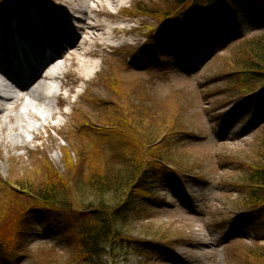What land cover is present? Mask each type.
<instances>
[{
    "label": "rangeland",
    "instance_id": "1",
    "mask_svg": "<svg viewBox=\"0 0 264 264\" xmlns=\"http://www.w3.org/2000/svg\"><path fill=\"white\" fill-rule=\"evenodd\" d=\"M2 1L0 23L17 14ZM82 1V8L87 2L92 5L90 0ZM135 1L125 0L123 7L112 8L109 15L102 16L101 21L108 20L107 23L125 31L115 34L118 41L111 48L115 52L106 48L100 56L91 60L96 64L97 71L91 77V82L75 83V72L79 68L72 64L71 58H67L61 82L53 83V90L61 93L68 103L62 107L63 99L58 101L50 97L46 101L48 108L41 113L44 120L55 115V119H50V122L61 128L63 136L59 135L57 128L47 129L41 122L32 119H28V130H24L27 145L14 136L8 137V140L1 136L0 182L14 184L13 189L20 188L16 186L17 181L34 177L38 164L45 161L63 172L68 152L73 153L77 148L88 149L91 139L83 130L79 132L76 129L74 114L80 110V117L86 119L81 113L84 111L94 121L107 114L110 107L101 108L87 101L89 96L105 101L114 97L102 83V77L107 74L112 80L124 83L125 89L127 85L132 88L129 101H133L134 106L143 107L144 103L153 105L149 111H140L142 115L146 114L145 119L151 118L156 122L166 119L175 123L168 125V128L176 125L188 133L187 137L182 135L178 139L173 138L172 147L168 146L172 149V166L176 168L174 172L183 181V187L175 190L165 184L156 188L157 198L133 202L138 209L144 210V214L135 224L133 240L118 251L116 264H149L148 261H151L150 264H264V259L253 263L242 256L244 252L257 253L264 249V225L256 217L251 215L248 220L242 219L233 224L231 227L236 230H232V237L225 238L230 232L227 227L223 229L226 223L239 220L244 214L239 202L247 196L238 193L239 189L233 186V182L247 179L248 167L264 158V126H260L264 111L253 106L252 111L242 113V103L233 100H241L243 94L238 89V79L232 71L235 69V49L246 39L264 33V6L257 4L256 12H252L249 5L244 7L239 4L236 8L237 20L244 29L243 39H234L230 28L217 35L215 29L225 27L223 21L216 27L209 22L195 32L191 30L193 35L200 32L210 35L207 40L197 38L187 48L191 57L186 59L188 62L181 68L173 62L176 53L166 51L168 49L167 45L164 46L163 36L167 37L162 32L154 33V27L158 25L156 20L144 17L128 19L120 15L121 9L131 7ZM142 2L145 5L146 0ZM22 3H31L35 8L30 7L23 14L22 30L26 34L35 38L33 34L36 32L41 40V35L46 39L48 30L61 32V28L57 31L56 25H49L48 20L55 17L60 19L64 0H23ZM92 18L96 19V15H92ZM62 38L66 39L64 35ZM147 38L159 51L154 50L153 55H150L151 44L148 43L147 51L140 59L126 52V48H140L146 40L149 41ZM60 49L63 47L60 46ZM16 105L20 103L16 102ZM16 105L9 104L8 113L14 117L17 115ZM19 110L23 113L27 111L22 108ZM63 112L65 116L61 115ZM5 114L1 115L4 125L11 126ZM30 130L37 131L34 133H39L40 138L34 139ZM104 130L109 131L107 126H104ZM120 131L122 134L112 129L106 135L94 138L97 144L101 141V145H95L92 150L102 151L103 163L111 161L117 167L123 165L122 156L128 148L121 138L129 135L124 129ZM139 154L143 166L152 162L151 156L145 151H139ZM75 158L76 155L72 154V159ZM89 172L90 168L84 169L87 177ZM150 189L154 190L153 183H150ZM182 194H185L184 197ZM32 222L35 226L27 229L23 248L18 247L20 253L27 255L18 261H14V258L5 260L2 259L4 253L0 251V264H41V254H52L51 249L54 247L61 251L60 254H68L63 236L52 226H47L43 214H35ZM231 238H239L240 242L228 243L227 239ZM160 240L166 241L163 243L165 245L160 246Z\"/></svg>",
    "mask_w": 264,
    "mask_h": 264
},
{
    "label": "trees",
    "instance_id": "2",
    "mask_svg": "<svg viewBox=\"0 0 264 264\" xmlns=\"http://www.w3.org/2000/svg\"><path fill=\"white\" fill-rule=\"evenodd\" d=\"M251 3L264 5V0H253ZM239 4L248 3L246 0H146L145 5L151 7L141 2L135 6V10L156 20L158 29L169 37V50L177 51L188 41V30L197 28V23L205 20L213 27L219 23L218 19L223 21L225 27L215 29L217 35L228 27L236 34L240 33L236 19ZM209 35L200 32L197 37L207 40ZM195 39L189 37L191 41ZM181 56L185 54L179 55V59L183 60ZM233 66L238 89L243 94L242 101L238 98L233 100L243 102L242 110L250 109L253 104L263 105L264 36L240 44L235 49ZM107 82L115 96L112 101L115 107H110L105 117L112 121L104 119L98 130L93 131L98 133L97 136L106 135L108 132L101 128L103 125H107L108 130L113 127V131L121 134V129L126 130L129 136L121 138L128 148L122 156L123 165L117 167L111 161L103 163L100 149H94L91 153L77 150V162H74L70 152L67 153L63 174L45 161L38 164L34 177L17 181L16 186L20 188L13 189L14 184L0 182V250L4 251V259L18 260L21 257L18 247L23 246L27 229L35 226L33 216L41 213L50 224L63 231L69 249V256L64 260V256L56 254L58 251L55 249H51L52 254H41V264H116L118 251L133 240L135 222L132 218L135 216L139 219L134 205L136 199H152L154 193L150 183H162L165 178L171 177L169 166L173 165V159L172 149L168 146L172 147L173 138L185 133L184 130L176 125L168 128V125L175 123L166 119L158 122L145 119L146 114L142 115L140 111H149L153 105L144 103L143 107L138 108L133 101H129L133 93L129 85L125 89L124 83L119 81H115V84L109 80ZM96 145H101V141ZM160 147L163 148L159 150ZM262 148L264 150V140ZM139 151L149 154L152 162L143 166ZM95 167L98 169L94 171ZM86 168H90L88 177L84 173ZM247 170L248 178L233 182V186L238 187V193L247 196L239 202L241 207L264 225V158ZM244 253L242 256L246 261L264 259V249L257 253Z\"/></svg>",
    "mask_w": 264,
    "mask_h": 264
},
{
    "label": "bare ground",
    "instance_id": "3",
    "mask_svg": "<svg viewBox=\"0 0 264 264\" xmlns=\"http://www.w3.org/2000/svg\"><path fill=\"white\" fill-rule=\"evenodd\" d=\"M90 1L93 6L87 2L82 8L81 4L84 2L82 0H64L60 21L63 23L61 32L67 39V46H64L63 49H59L60 46H57V54L46 59L43 68L34 70L32 76L18 77L17 68L12 65L9 66L14 59L10 56L9 51L8 53L2 52L4 56L0 55V139H2V135L6 140L8 137L14 136L27 145L24 130H28V119L41 122L45 128H56L57 126L50 122V119H55V115L52 114L50 119L44 120L41 111L48 108L46 101L50 97L56 98L58 101L63 99L61 93L53 90V83L61 82V75L67 58H71L72 64L79 68V71L75 72L74 82L78 84L89 83L91 77L97 72L96 64L91 60L100 56L106 48L114 47L113 43L118 41L116 33L119 31L124 33L125 30L121 31L119 26L110 22L107 23V19L105 22L101 19L103 15H109L112 8L123 7L125 0ZM92 15H96V19L92 18ZM48 34V37L53 36L52 32ZM48 39L43 43L47 44ZM56 44L59 45V43ZM10 52L13 53L11 50ZM38 58L37 64L41 65V59L46 58V52L41 53ZM63 101L65 105L68 103L66 99ZM16 102H19L20 105H16ZM10 103L16 105L17 115L15 117L8 113ZM20 108L22 110L27 109V111L23 113L19 110ZM3 113L9 115L5 114L9 123L12 124L11 126L4 125L1 116ZM61 115L65 116L66 113L63 112ZM1 132L3 133L1 134ZM29 132L32 133L34 139L40 138L39 133H34L37 131L30 130Z\"/></svg>",
    "mask_w": 264,
    "mask_h": 264
}]
</instances>
